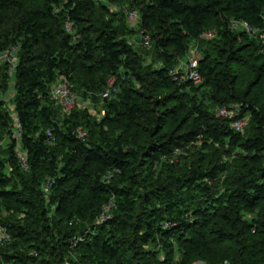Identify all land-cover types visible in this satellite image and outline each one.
<instances>
[{
	"label": "trees",
	"instance_id": "16d2710c",
	"mask_svg": "<svg viewBox=\"0 0 264 264\" xmlns=\"http://www.w3.org/2000/svg\"><path fill=\"white\" fill-rule=\"evenodd\" d=\"M40 1L0 0V56L18 52L14 113L23 129L18 142L0 94V142L9 139L0 225L11 237L0 264H68L71 251L85 264H187L202 251L213 257L205 264H264V0ZM122 4L138 12L142 41L150 38L143 52L162 66L140 64L132 23L111 9ZM213 28L218 36L204 40ZM194 42L203 49L200 86L172 74ZM9 71L0 65V84ZM59 81L102 100L104 117L77 107L61 120L51 96ZM164 90L168 101L156 94ZM234 103L249 118L243 134L217 115Z\"/></svg>",
	"mask_w": 264,
	"mask_h": 264
},
{
	"label": "rangeland",
	"instance_id": "374dc122",
	"mask_svg": "<svg viewBox=\"0 0 264 264\" xmlns=\"http://www.w3.org/2000/svg\"><path fill=\"white\" fill-rule=\"evenodd\" d=\"M23 1L27 2V0H23ZM31 1L32 2L36 1L35 5L42 4V1H40V0H31ZM111 9L114 12H123L126 16H128V13L130 11H132L133 8H132V6L130 4H122V5H112ZM6 14L7 13L5 12L2 15V17L5 18ZM14 18H15V16H14L13 13H10V14H8L6 16V20L7 21H10V20L13 21ZM129 26H130V29H132L135 32V35L133 37L129 38L128 41H129V44L134 49V51L137 52V54H138V56L140 58V64H142V67L146 68V67H152V66L153 67L162 66V63H158V62L154 61V58L152 57L151 52L149 51V49H146L145 52H143L144 47L142 46V44H143L142 43L143 42L142 38L145 35H143V32L140 30V23H136V24H130L129 23ZM237 30L238 31H243V32L245 31L242 27L237 28ZM218 33H219V30L216 29V28H213V29L208 30L206 32V34L203 36V39L206 40V41H212L218 36ZM262 52H264V49L262 50ZM2 57L4 58V56L3 55L0 56V65H2L4 63H7V62H5V60L2 59ZM202 57H203V49L202 48L199 49L198 48V44L196 42L192 43L190 45V49H189L188 53L186 55H184L182 58H180L178 60L177 64L175 65V67L173 68L172 73H175V74H173V76L175 78H177V80L179 79V81L181 83H184L186 81V79H187V75H188L189 70H190V60L196 59L198 64H199L200 60H202ZM11 59H12L11 64L8 63L9 66H10V71H9L10 81H8L7 85L0 84L1 85L0 94H1V100L4 102L5 107L11 113V116H12V119H13L12 130L14 132V118H16L15 113H14V110H15L14 100H15V95H16V91H15V88H14V86H15V74L14 73H15L16 64L18 62V52L15 53L14 56ZM203 82H204V80L202 78L199 83H196V82H192V83L195 86H200L201 84H203ZM114 83H115V78H111L109 80V85L112 86V85H114ZM247 85H249V83H247ZM247 89H248V87H247ZM71 90H72V88H71ZM71 93H72V95L74 97L75 104L70 110H68L66 108H63L60 105V107L63 108V109H60L58 111L59 112L58 117L61 120H63L66 116L70 115L71 112L73 110H75L77 107L79 109L88 108L89 112L94 117H96L98 120H101L104 117L105 107H104V104H103L102 100L101 101H98V100L94 101V100H92L90 98L86 99L82 95L76 94L73 90H72ZM156 94L162 99V101H165L166 98L168 99V97H169V91H167V90L158 91ZM251 98H252V96L249 97V100H251ZM166 101H168V100H166ZM56 103L58 104V102H56ZM167 104L172 106V104H174V102H172V101L171 102H167ZM240 105L241 104H239V103H234V104H231L230 106L240 107ZM142 124H143L144 128H145V126H148V124L145 123V122H143ZM79 130L83 131L82 129H79ZM105 131H108V133L111 134V131L109 129H106ZM13 132H12V135H13ZM83 132H85V131H83ZM111 136H113V139H117L119 137V133H116L115 131H113ZM16 141H18V140H16ZM8 144H9V139L7 138L6 134H3L2 135V140L0 142V154H3L2 155L3 157H4L5 151L8 148ZM19 150L20 151L22 150L20 146L18 147L17 151H19ZM231 157H230V155L226 156V157L224 156L225 162H229V163L233 162L232 160L236 157L235 153H233L231 155ZM104 212H105L106 215L107 214L108 215L111 214V205L105 206ZM3 214L5 216L4 218H10L13 215H15V217L17 216L18 220H20L23 224H25L23 215H20V216L16 215L12 211H4ZM244 218L250 222L251 220H253L254 216L251 215V214H245ZM99 223L100 222L97 221L95 224H99ZM18 250H22L21 247ZM213 255L216 258V254L213 253ZM159 257L163 258L162 255H159ZM212 258L213 257H211V255L207 251H202L201 253L198 252V253L191 254L190 257H189V261H186V262H187V264H205L204 262H202L203 260L209 261ZM178 259L180 260L181 257L178 256ZM66 261H67L68 264H72V263L85 264V262H84L85 260H83V258L75 251H71L69 253V255L67 256Z\"/></svg>",
	"mask_w": 264,
	"mask_h": 264
},
{
	"label": "built area",
	"instance_id": "2783aa9c",
	"mask_svg": "<svg viewBox=\"0 0 264 264\" xmlns=\"http://www.w3.org/2000/svg\"><path fill=\"white\" fill-rule=\"evenodd\" d=\"M94 1L101 2L103 0H94ZM128 20L132 24H136L139 21L138 12L130 11L128 13ZM233 27L235 29L242 27L247 33H250V34L254 32L251 26L240 23V22L233 23ZM68 30H71L70 25L68 26ZM143 41L146 47L150 46V38L148 36L144 37ZM15 53H17L16 49L7 51L3 54L4 58L2 57V59L5 60V62L11 64L12 62L11 58L14 56ZM197 69H198L197 60L196 59L190 60V70L187 75V79H186L187 81L196 82V83H199L201 81L202 78L200 74L198 73ZM172 74H175V73H172ZM71 92H72L71 86L66 81H59L53 85L51 96H52L53 101L58 102V104L61 105L63 108L70 110L75 104V100ZM111 92H112V86H110L109 89L103 94V98L105 99L110 98ZM240 112H241V107L228 106V107H223L219 109L217 112V115L218 117L229 119L232 122L231 127L233 128V130L236 131L237 133L243 134L248 125L249 118L239 117ZM22 132H23L22 125L20 121L18 120V118L16 117L14 118V132H13L12 137L18 140L19 142L22 136ZM78 133H79V137L82 139H85L87 137L86 132L79 130ZM17 152H18V159H19V164H20L21 169H23L24 171H27L29 169V164H28L26 153L22 150L21 151L19 150ZM45 191L47 192L48 189H46ZM106 219H108V216L104 214L103 219H101V222L105 221ZM10 243H11L10 235L8 234L7 230L3 226L0 225V246H5Z\"/></svg>",
	"mask_w": 264,
	"mask_h": 264
}]
</instances>
